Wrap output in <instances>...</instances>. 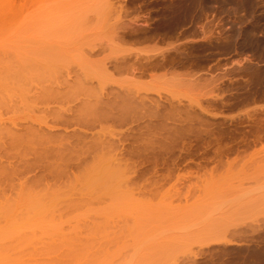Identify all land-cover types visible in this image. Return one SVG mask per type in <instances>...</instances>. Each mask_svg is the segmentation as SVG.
<instances>
[{"label": "rangeland", "instance_id": "1", "mask_svg": "<svg viewBox=\"0 0 264 264\" xmlns=\"http://www.w3.org/2000/svg\"><path fill=\"white\" fill-rule=\"evenodd\" d=\"M0 130V264H264V0H0Z\"/></svg>", "mask_w": 264, "mask_h": 264}, {"label": "bare ground", "instance_id": "2", "mask_svg": "<svg viewBox=\"0 0 264 264\" xmlns=\"http://www.w3.org/2000/svg\"><path fill=\"white\" fill-rule=\"evenodd\" d=\"M100 98H101V97H100ZM101 99H102V98H101ZM100 101H102V100H100ZM102 102H104V101H102ZM102 102H100V104H99V102H98L99 105H97V103H96V105L98 106V108H97V106H96L95 104H94V105H95L96 107L93 106V104H90V105H88V106H92V108H94V110H95V109H96V110L98 109V112H99V111H103L104 108H102V106L100 107V105H103V106H105V105L107 106V105H108V106H109V103H108V101H107L108 104H106V102H104V104H105V105H104ZM117 103H118V102H117ZM120 104H121V103H120ZM133 106H134V105H133ZM77 107H78V106H77ZM84 107H85V108H84ZM84 107H83V108H84L85 111L87 110V112H89V111L92 112L90 108L86 109L87 106H84ZM99 107H100L101 109H99ZM83 108H82V110H81L80 112L83 111ZM109 108H110V110H111V107H110V106H109ZM109 108H106V109L109 110ZM112 108H113V107H112ZM124 108H125V107H124ZM133 108H134V107H133ZM66 109H67V108H65V110H66ZM69 109H70V108H68V111H67V110H66V111H65V110H62V111H64V112H71L72 109H71V111H70ZM102 109H103V110H102ZM110 110H109V111H110ZM121 110H125V109H121ZM121 110L116 111V112H112V111H111V112H112L113 114L116 115L117 112H120ZM78 111H79V110H78ZM64 112H63V113H64ZM76 112H77V111H76ZM124 112H125V111H124ZM135 112H136V111H135ZM72 113H73V112H72ZM120 113H121V112H120ZM120 113L117 114V115H119V117H121V118L125 117V118H126V116H127L126 114H127V113H126V114L124 113L126 116H123V115H121ZM131 113H132V112H131ZM59 114H60V113H59ZM107 114H108V113H107ZM122 114H123V113H122ZM63 115H65V114H63ZM63 115H62V112H61V114H60V118H62V120H61L60 118H57V119H60L61 122L64 121L63 123H65V122H66L65 119H66V118H69V117L67 116L66 118H64ZM77 115H79V112H78L76 115L73 114V117H72V115H71V118H72L73 120H71L70 118H69V120H71L72 122H75V121H76L75 123H76V124L79 123L80 126H81V124H82V122H83L84 125H87V126H85V128H86V127H89V126H91V127L93 128V126L97 125V123H96L97 121H98V123H99V122L101 123V121H102V122H104L103 120H107V121H108V119H112V120H114V122L116 121L117 123L119 122V120H118V118H116V116H113V117L111 116V118H110V115H109V114H108V118H106V117H107L106 114H102V113H100V114H98V115H100V116L103 115V117L101 116L99 119H96V120H87V119H89L90 116H89V115H86V114H85V115H86L87 118H86L85 116H83L84 114H82V113H81L82 117H81V115H80L79 117H78ZM105 115H106V116H105ZM120 115H121V116H120ZM135 115H136V114H135ZM174 115H175V114H174ZM76 116H77V117H76ZM88 116H89V117H88ZM104 116H105V119H103ZM57 117H58V116H57ZM80 117H81V119H80ZM83 117H84V118H83ZM91 117H93V115H91ZM91 117H90V118H91ZM76 118H77V120H76ZM82 118H83V119H82ZM162 118H163V117H162ZM197 118H198V117H197ZM63 119H64V120H63ZM74 119H75V120H74ZM189 119H190V118H189ZM83 120H84V121H83ZM123 120H125V119L123 118ZM71 121H69V122H71ZM137 121H138V120H137ZM188 121H189V120H188ZM55 122H56V121H55ZM57 122H58V121H57ZM69 122H66V123H69ZM72 122H71V123H72ZM63 123H62V124H63ZM95 123H96V124H95ZM104 123H105V122H104ZM117 123H116V124H117ZM173 123H174V122H173ZM46 124H47V123H46ZM55 124H56V123H55ZM60 124H61V123H60ZM79 124H78V125H79ZM109 124H111V123H109ZM71 125H72V124H71ZM151 125H152V124H151ZM82 126H83V125H82ZM149 126H150V124H149ZM152 126H153V125H152ZM164 126H165V125H164ZM29 127H30V126H29ZM66 127H67V126H66ZM74 127H75V126H74ZM83 127H84V126H83ZM153 127H154V126H153ZM161 127H163V126H161ZM30 128H31V127H30ZM41 128L43 129V130H42L43 133H42V132H41V133H42V134H45V133H44L45 130H44L43 127H40V129H39V133H40V131H41ZM46 128H48V127H46ZM49 128H50V126H49ZM51 128H52V127H51ZM64 128H65V127H64ZM81 128H82V127H81ZM81 128H80V130H81ZM95 128H96V127H95ZM154 128H155V127H154ZM21 129H22V128H21ZM65 129H66V128H65ZM88 129H89V128H88ZM147 129H148V128H147ZM168 129H169V128H168ZM171 129H172V128H171ZM27 130H28V129H27ZM54 130H55V129H54ZM67 130H68V129H67ZM82 130H83V129H82ZM84 130H85V129H84ZM95 130H96V129H95ZM143 130H144V129H143ZM145 130H146V129H145ZM0 131H1V130H0ZM72 131H73V130H72ZM27 132H28V131H27ZM82 132H83V131H82ZM91 132H92V131H91ZM101 132H102V131H101ZM147 132H148V130H147ZM150 132H151V131H150ZM158 132H159V131H158ZM8 133H9V132H8ZM10 133H11V132H10ZM10 133L7 135V137L9 136V138H10L11 135H12V134L10 135ZM18 133H19V132H18ZM34 133L36 134L35 139H37L36 137H37L38 134H37L36 132H34ZM54 133H55V132H54ZM54 133H52V134H54ZM64 133H65V132H64ZM73 133H74V131H73ZM144 133H146V132H144ZM167 133H168V132H167ZM15 134L17 135V133H15ZM35 134H34V135H35ZM47 134H49V133H47ZM47 134H45V135L47 136ZM50 134H51V132H50ZM79 134H80V133L78 132V133L75 135L76 138H77V137H78V138H77V139H76V138L73 139V141H72V139H70V137H68V138L65 137V139H67V140H64V142H63V140H62L61 137H60V139L62 140V142L58 143L60 140L58 139V141H57V138L54 139V137H58V136H56V134H55V136L53 135L54 137L51 136V138H49L50 136H48V139L45 137V135H43L45 138H44V139L41 138L42 141H41V140H37V141H39V143H42V144H44V145L47 144V149H49L48 147L51 146L52 144H50V145H48V144H49V143H52V142L54 143L55 141H53V140H56V142H55L54 145L52 146V149H51V147H50V151H51V150L54 151V147H55V148H56V150H55L56 152H57V148H60L59 151H61V150H62V151H65V150H66V151H67V150L71 151L73 148L75 149L76 147H77V148L75 149V151H77V150H79V149H80L81 151H101V150L105 151V149L110 150L111 147H112V149H113V147H114L113 145L115 144V143H113V142L110 141L111 139L108 140L107 138H105L104 135H101V138H99L98 136H100V135H97V134L95 133V134H96V136H95L96 138H94V136H93L92 138H94V139L92 140V138H91L92 142L89 140L90 143H92V144L88 145V140H87V139H88V138H87L88 136H85L86 133H85L84 135L80 134V136H78ZM98 134H99V132H98ZM111 134H113V133H111ZM114 134H115V132H114ZM152 134H153V133H152ZM156 134H158V133H156ZM18 135L23 136V134H18ZM32 135H33V134H32ZM32 135H31V137H32ZM39 135H40V134H39ZM39 135H38V136H39ZM58 135H59V133H58ZM119 135H120V134H119ZM12 136H13V135H12ZM29 136H30V134H29ZM41 136H42V135H41ZM63 136H64V135H63ZM63 136H62V138H63ZM72 136H73V135H72ZM81 136H84V137H83L84 140L81 139V138H82ZM102 136L104 137L103 139H102ZM172 136H173V135H172ZM23 137L25 138V135H24ZM31 137H30V140L33 139V138L31 139ZM85 137H86V138H85ZM97 137H98L99 139H97ZM106 137H107V135H106ZM166 137H167V136H166ZM26 138H27V137H26ZM26 138H25V140H26ZM158 138H159V137H158ZM1 139H3V138H1ZM7 139H8V138H7ZM11 139H12V137H11ZM38 139H39V137H38ZM45 139L48 140V141L50 140V141L48 142V141H46ZM63 139H64V138H63ZM68 139H69V140H68ZM95 139H96V140H95ZM101 139H102V140H101ZM155 139H156V138H155ZM9 140H10V139H9ZM33 140H34V139H33ZM81 140H82V141H81ZM98 140H99V141H98ZM2 141H3V140H2ZM2 141H1V142H2ZM45 141L47 142L46 144H45ZM96 141H98V142H96ZM1 142H0V143H1ZM5 142L7 143V141H5ZM5 142H4V141L2 142V143H4L3 146H2V143L0 144L1 147H4V149H5L4 151H7L8 148L11 147L10 145H15V144H16V141L13 140V142H14L15 144L12 143V142H11V143L9 142V143H8L9 147H8V145H7V147H5V146H6V145H5V144H6ZM25 142H26V145H27L28 142H29L28 139H27ZM84 142H85V144H83ZM29 143H30V142H29ZM33 143H34V142H33ZM57 143L59 144V145H58L59 147L57 146ZM81 143H82L83 145H81ZM152 143H153V142H152ZM19 144H20V143H19ZM19 144H17V146L20 147L21 144H20V145H19ZM31 144H32V142L30 143V145H31ZM37 144H38V142H37ZM86 145H87V146H86ZM27 146L29 147V144H28ZM32 146H33V147H29L31 150H30V149H28V150L32 151V148H34L35 145L33 144ZM56 146H57V147H56ZM82 146H84V147H82ZM116 146H117V145H116ZM12 147H14V146H12ZM15 147H16V146H15ZM15 147H14V148H15ZM19 147H18V148H19ZM37 147L39 148V145H38ZM37 147H35L34 150H36ZM44 147H45V146H44ZM6 148H7V150H6ZM14 148H12V149H14ZM2 149H3V148H0V150H2ZM10 149H11V148H10ZM115 149H116V148H115ZM16 150H17V148H16ZM44 150L47 151L46 148H45ZM80 150H79V151H80ZM4 151H3V152H4ZM9 151H12V150H9ZM36 151H42V150L38 149V150H36ZM48 151H49V150H48ZM48 151H47V152H48ZM106 151H107V150H106ZM110 151H111V150H110ZM113 151H114V150H113ZM120 151H122V150L120 149ZM156 151H157V150H156ZM72 152H73V150H72ZM50 153H52V152H50ZM5 154H6V152H5ZM7 154H8V153H7ZM63 154H64V153H63ZM71 154H72V153H71ZM48 155H49V154H48ZM61 155H62V154H61ZM72 155H73V154H72ZM75 155H76V154H75ZM86 155H87V154H86ZM28 157H29V156H28ZM35 157H36V156H35ZM40 157H41V156H40ZM12 158H13V157H12ZM16 158H17V157H16ZM65 158H66V156H65ZM28 159H29V158H28ZM52 159H53V158H52ZM76 159H77V158H76ZM10 160H11V159H10ZM38 160H39V159H38ZM62 160H63V158H62ZM1 162H2V161H0V163H1ZM7 162H8V161H7ZM17 162H18V161H17ZM22 162H23V161H21V163H22ZM47 162H48V161H47ZM54 162H55V161H54ZM66 163H67V162H66ZM68 163H69V162H68ZM73 163H74V162H73ZM25 164H26V163H25ZM29 164H30V162H29ZM44 164H45V163H44ZM51 164H52V163H50V165H51ZM56 164H57V163H56ZM58 164H59V163H58ZM0 165H1V164H0ZM61 165H62V164H61ZM59 166H60V165H59ZM1 167H2V166H1ZM1 167H0V168H1ZM13 167H14V166H13ZM27 167H28V165H27ZM47 167H48V166H47ZM52 167H54V165H53ZM60 167H61V166H60ZM4 168H5V167H4ZM55 168H56V167H55ZM58 168H59V167H58ZM29 169H30V168H29ZM53 169H54V168H53ZM56 169H57V168H56ZM20 170H21V169H20ZM0 171H2V169H1ZM25 171H26V169H25ZM14 172H15V171H14ZM2 174H3V172H2ZM15 174H16V173H15ZM0 178H1V177H0ZM3 178H6V176L3 177ZM10 179H11V178H10ZM12 179H13V178H12ZM6 180H7V179H6ZM1 181H2V180H1ZM3 181H4V180H3ZM7 181H8V180H7ZM10 182H11V181H10ZM6 184H7V183H6ZM6 184H3V185L5 186ZM0 185H2V184H0ZM0 188H1V187H0ZM2 192H3V191L1 190V193H2ZM3 193H4V192H3Z\"/></svg>", "mask_w": 264, "mask_h": 264}]
</instances>
